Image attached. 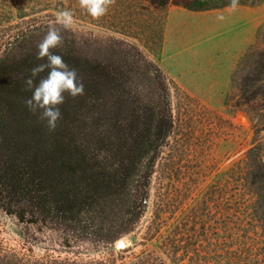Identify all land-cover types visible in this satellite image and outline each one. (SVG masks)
Listing matches in <instances>:
<instances>
[{
  "label": "trees",
  "instance_id": "16d2710c",
  "mask_svg": "<svg viewBox=\"0 0 264 264\" xmlns=\"http://www.w3.org/2000/svg\"><path fill=\"white\" fill-rule=\"evenodd\" d=\"M209 1L176 3L192 10L219 7L208 5ZM51 51L76 69L84 85V95L73 98L65 93V102L59 106L62 115L54 130L39 118V112L34 114L25 104L32 95L31 90H25V80L31 76V69L46 63V59L38 60L36 50L16 57L7 53L0 56V211L22 222L51 228L65 226L72 238L112 244L139 227L148 206L157 159L174 127L166 76L152 61L146 62L151 68L142 70L130 58L103 62L73 49ZM252 53L246 52L233 71L234 81L239 70L250 65ZM261 58L262 68L254 67L236 85L242 97L240 104H246L254 114L260 112L252 107L255 100L263 99L260 107L264 109V51ZM47 74V70L40 73L34 84ZM146 82L149 90L141 94L139 88ZM146 94L151 98L146 99ZM251 118L256 133L253 145L225 172L222 222L224 242L233 237L237 227L241 243L245 245L253 238L251 247L257 251L252 255L227 249L232 264H264V140L257 135L264 131V119ZM247 225L257 230L252 233ZM158 227L159 221H152L149 236L160 230ZM182 229L176 225L167 235H160V247L166 253L173 255L183 247L189 237ZM160 263L158 256L148 253L134 264ZM0 264L107 261L30 258L0 244Z\"/></svg>",
  "mask_w": 264,
  "mask_h": 264
},
{
  "label": "rangeland",
  "instance_id": "374dc122",
  "mask_svg": "<svg viewBox=\"0 0 264 264\" xmlns=\"http://www.w3.org/2000/svg\"><path fill=\"white\" fill-rule=\"evenodd\" d=\"M174 4L176 0H116L105 16L94 20L79 7L78 0H0V56L38 51L37 45L49 24L55 22L56 12L70 9L76 22L69 30L61 29L63 43L58 48L73 49L103 62L130 58L142 70L152 67L147 61L154 62L166 76V97L174 118V127L157 159L147 209L135 231L105 245L69 237L65 226L51 228L22 222L0 211V244L6 250L30 258L103 259L107 264H134L148 253L158 256L160 264H232L229 251L256 254L257 249L251 247L255 240L249 238L242 244V238L236 236L237 227L233 237L224 242L221 188L227 169L253 145L256 133L251 116L264 119L260 107L263 99L252 103L255 111H260L254 114L246 104H240L242 97L236 88L254 67L262 68L264 0H240V4L258 9L261 22L254 43L246 50L253 52L250 65L239 70L235 81L232 79L245 52L231 71L228 87L224 67L219 65L224 59L217 57L219 52L225 53L224 44L198 52L192 49L177 60L164 54L165 17ZM207 4L223 8L230 0H210ZM148 85L140 86L141 94L147 93ZM146 95V99L151 98ZM257 135L264 140V131ZM154 220L159 221L160 230L149 236L148 228ZM176 225H181L189 238L170 255L160 247V235H167ZM247 228L252 233L257 230L251 225ZM194 233L196 236L190 238ZM120 240L126 245H120Z\"/></svg>",
  "mask_w": 264,
  "mask_h": 264
},
{
  "label": "crops",
  "instance_id": "0c3cea01",
  "mask_svg": "<svg viewBox=\"0 0 264 264\" xmlns=\"http://www.w3.org/2000/svg\"><path fill=\"white\" fill-rule=\"evenodd\" d=\"M220 15L224 21L217 19ZM260 22L258 9L249 5L240 4L231 11L228 6L192 10L174 4L166 12L162 50L169 59L177 60L192 49L198 52L224 44L225 53L219 52L217 57L224 59L219 65L224 67V83L228 87L231 71L254 43Z\"/></svg>",
  "mask_w": 264,
  "mask_h": 264
},
{
  "label": "clouds",
  "instance_id": "9594fccd",
  "mask_svg": "<svg viewBox=\"0 0 264 264\" xmlns=\"http://www.w3.org/2000/svg\"><path fill=\"white\" fill-rule=\"evenodd\" d=\"M116 0H78L79 7L86 11L94 20L105 16ZM240 0H230L228 5L231 11L237 10ZM218 20L224 21L220 15ZM72 10L64 9L56 12L55 22L50 23L47 33L37 45V59L46 63L38 64L31 69V76L25 80V90H31L32 95L25 101L26 106L34 114L39 112V118L47 122L50 130H54L57 121L61 118L60 105L65 102V93L75 98L84 95L83 82L78 79L75 68L70 67L61 55L55 54L52 49L58 48L63 43L61 29L69 30L75 24ZM47 70V76L42 77L38 84L35 78Z\"/></svg>",
  "mask_w": 264,
  "mask_h": 264
},
{
  "label": "water",
  "instance_id": "95a60500",
  "mask_svg": "<svg viewBox=\"0 0 264 264\" xmlns=\"http://www.w3.org/2000/svg\"><path fill=\"white\" fill-rule=\"evenodd\" d=\"M120 245H122V246L126 245L125 240H120Z\"/></svg>",
  "mask_w": 264,
  "mask_h": 264
}]
</instances>
